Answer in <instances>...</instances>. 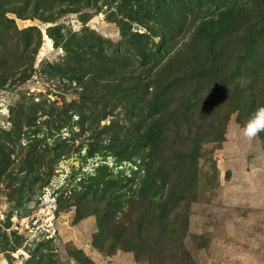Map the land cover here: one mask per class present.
<instances>
[{
	"label": "trees",
	"instance_id": "16d2710c",
	"mask_svg": "<svg viewBox=\"0 0 264 264\" xmlns=\"http://www.w3.org/2000/svg\"><path fill=\"white\" fill-rule=\"evenodd\" d=\"M103 6L118 40L57 24ZM17 19L55 24L46 34L63 51L41 68L61 101L18 95L9 128H0V184L13 191L15 207L78 153L80 168L54 188L56 211L75 207L76 221L95 215V249L150 261L153 251L176 248L180 258L172 264H198L184 238L202 187L204 145L225 140L233 113L249 121L264 108V0H0V92L38 71L43 31L20 28ZM258 137L264 142V131ZM97 156L94 168L81 172ZM211 180H218L215 172ZM25 240L0 226V252L9 259ZM67 251L78 264L92 263L82 249ZM25 264L65 263L40 242Z\"/></svg>",
	"mask_w": 264,
	"mask_h": 264
},
{
	"label": "rangeland",
	"instance_id": "374dc122",
	"mask_svg": "<svg viewBox=\"0 0 264 264\" xmlns=\"http://www.w3.org/2000/svg\"><path fill=\"white\" fill-rule=\"evenodd\" d=\"M107 15V7L103 6L65 15L57 24L66 32L77 33L88 26L105 37L118 40L120 30L115 23L109 22ZM85 17L87 21L83 20ZM17 24L20 28L38 25L43 31L44 43L37 56L38 71L33 77L14 90L0 92V128L5 129L11 124L9 107L18 95L59 101L62 98L55 82L41 71L45 60H56L63 51L55 48L53 40L46 34L47 27L55 24L22 19H17ZM131 29L132 25L128 32ZM247 122L244 114L233 113L226 127L225 140L204 145L207 156L200 159L202 187L199 198L190 204V225L184 238L186 248L198 264H264V142L258 134L252 138L245 135ZM63 135H67L65 130ZM77 138L76 144L81 136ZM27 140L23 139L24 142ZM84 153L85 149L81 156ZM100 159L99 156L88 159L81 172L91 171ZM80 161L78 153L62 160L50 185L39 189L22 208L15 207L13 191L7 184H0V226L11 237L16 231L26 239L24 247L11 253L10 259L9 254L0 252V264H25L30 250L40 242L46 243V247L65 264H78L68 254L69 248L82 249L91 259L90 264H155L160 260L167 264L177 263L180 257L177 258L176 248L157 249L151 254L150 261H137L134 252L127 250L106 256L92 244L93 234L98 229L95 215L76 221L75 207L56 211L54 188L64 183L71 171L80 168ZM107 161L114 167L112 156ZM130 167L129 162H124L126 174L131 172ZM214 172L218 177L215 182L211 180ZM8 223L10 227L6 229L4 226Z\"/></svg>",
	"mask_w": 264,
	"mask_h": 264
},
{
	"label": "clouds",
	"instance_id": "9594fccd",
	"mask_svg": "<svg viewBox=\"0 0 264 264\" xmlns=\"http://www.w3.org/2000/svg\"><path fill=\"white\" fill-rule=\"evenodd\" d=\"M262 115H264V108L258 109L257 114L247 122L244 129L247 137L252 138L260 131H264V122L260 119Z\"/></svg>",
	"mask_w": 264,
	"mask_h": 264
}]
</instances>
